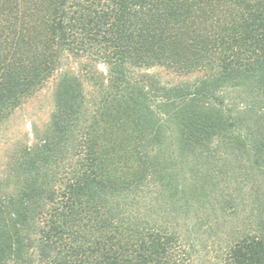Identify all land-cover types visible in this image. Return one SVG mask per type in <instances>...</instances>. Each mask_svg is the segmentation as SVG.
Here are the masks:
<instances>
[{"label":"trees","instance_id":"1","mask_svg":"<svg viewBox=\"0 0 264 264\" xmlns=\"http://www.w3.org/2000/svg\"><path fill=\"white\" fill-rule=\"evenodd\" d=\"M55 72L0 264H264V0H0V123Z\"/></svg>","mask_w":264,"mask_h":264},{"label":"rangeland","instance_id":"2","mask_svg":"<svg viewBox=\"0 0 264 264\" xmlns=\"http://www.w3.org/2000/svg\"><path fill=\"white\" fill-rule=\"evenodd\" d=\"M69 62L70 65H75L73 61ZM154 70L164 80L177 78L176 75L162 68ZM58 81L59 73L55 72L45 84L29 95L7 119L0 123V172L15 148L34 143L48 129L55 107L54 97Z\"/></svg>","mask_w":264,"mask_h":264}]
</instances>
